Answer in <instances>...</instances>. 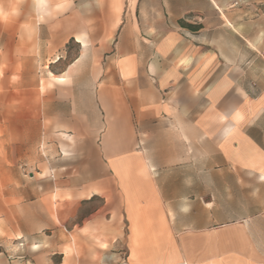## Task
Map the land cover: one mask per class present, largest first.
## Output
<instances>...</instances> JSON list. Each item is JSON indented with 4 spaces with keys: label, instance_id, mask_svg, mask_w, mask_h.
Returning a JSON list of instances; mask_svg holds the SVG:
<instances>
[{
    "label": "crops",
    "instance_id": "1",
    "mask_svg": "<svg viewBox=\"0 0 264 264\" xmlns=\"http://www.w3.org/2000/svg\"><path fill=\"white\" fill-rule=\"evenodd\" d=\"M21 1L0 120L20 158L36 128L41 179L104 199L79 238L126 229L128 264H264V0Z\"/></svg>",
    "mask_w": 264,
    "mask_h": 264
},
{
    "label": "rangeland",
    "instance_id": "2",
    "mask_svg": "<svg viewBox=\"0 0 264 264\" xmlns=\"http://www.w3.org/2000/svg\"><path fill=\"white\" fill-rule=\"evenodd\" d=\"M21 2L0 0V15L8 16L7 22H0L6 23V27L23 11ZM47 4V0H37L40 11ZM58 78L55 79L60 81ZM3 91L9 98L12 90H0ZM25 124L19 134L25 141L26 155L20 158L17 122L0 120V264H128L126 229L112 248H105L98 240L79 238L85 219L104 206V199L82 202L80 195L85 186L56 185L41 179L46 176V169L29 168V140L36 128L29 122ZM38 159L45 160L42 147ZM53 171L50 178L75 176L77 172L73 168ZM103 216L108 213L103 211Z\"/></svg>",
    "mask_w": 264,
    "mask_h": 264
},
{
    "label": "clouds",
    "instance_id": "3",
    "mask_svg": "<svg viewBox=\"0 0 264 264\" xmlns=\"http://www.w3.org/2000/svg\"><path fill=\"white\" fill-rule=\"evenodd\" d=\"M8 16L7 15H0V21L7 22Z\"/></svg>",
    "mask_w": 264,
    "mask_h": 264
},
{
    "label": "trees",
    "instance_id": "4",
    "mask_svg": "<svg viewBox=\"0 0 264 264\" xmlns=\"http://www.w3.org/2000/svg\"><path fill=\"white\" fill-rule=\"evenodd\" d=\"M189 28H191L192 30H196L197 28L196 27H193V26H188Z\"/></svg>",
    "mask_w": 264,
    "mask_h": 264
}]
</instances>
